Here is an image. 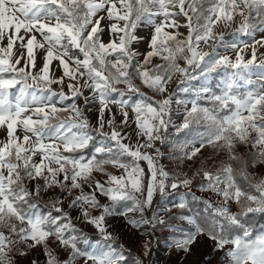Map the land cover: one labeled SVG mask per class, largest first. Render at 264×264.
<instances>
[{
	"label": "snow or ice",
	"instance_id": "6c2138e0",
	"mask_svg": "<svg viewBox=\"0 0 264 264\" xmlns=\"http://www.w3.org/2000/svg\"><path fill=\"white\" fill-rule=\"evenodd\" d=\"M144 28L147 39L138 35ZM258 33L264 0H0V264L37 248L45 264H144L117 244L108 224L116 217L145 237L144 258L157 230L168 229L173 251L190 254L207 237L223 264H264V176L250 172L264 165ZM180 93L194 98L176 129L184 138L174 143L172 103ZM206 148L226 152L230 162L213 171L201 161L191 176L163 163L194 165ZM197 176L198 189L214 199L192 192ZM180 188L187 191L179 202L169 201ZM65 200L96 238L74 223ZM173 208L186 214L164 219Z\"/></svg>",
	"mask_w": 264,
	"mask_h": 264
},
{
	"label": "rangeland",
	"instance_id": "374dc122",
	"mask_svg": "<svg viewBox=\"0 0 264 264\" xmlns=\"http://www.w3.org/2000/svg\"><path fill=\"white\" fill-rule=\"evenodd\" d=\"M234 27V26H233ZM149 29L144 28L138 32V35L141 37H144L145 39L149 36ZM181 31L187 34V29L182 28ZM231 31V29L226 30ZM262 36H264V33H258L256 36V39H260ZM226 39L231 40L230 36L226 35ZM251 43V40L248 41ZM135 47L141 52L144 53L147 51V44L145 42H138ZM205 50H209L205 48ZM260 53H264V48H259ZM224 54V53H222ZM232 58H235L234 53L228 52L226 53ZM251 55L250 50L246 53L245 58H249ZM143 57H141L142 59ZM159 61L154 59V63H158ZM183 63V62H181ZM38 66H39V60H38ZM56 75H60V71L56 72ZM179 80V76H175L173 78L172 83L169 85V92L176 90V83ZM137 84H139V80L136 81ZM215 81H213V84ZM194 87H199V82H193ZM55 88L56 86L53 85ZM120 87H123V85H120ZM142 90L150 95L155 96V93L152 92V90L143 87ZM67 91V89H65ZM87 94V93H86ZM162 97L156 96V99H161ZM194 97L189 93H180L178 94L172 103V113H171V119L173 121V126L169 129V138L175 143L179 140H182L184 138V134L181 135V139H179V134L177 133L176 129L180 127V125L184 122L186 113L188 110L191 109V103L190 101ZM181 101L180 103H177L176 101ZM97 105H92L90 109L87 111V115L90 118V121L92 124L96 123V117H97ZM115 111V109H113ZM119 119V118H118ZM134 127V126H133ZM108 130L107 128L105 129ZM128 131H132V129H128ZM4 133L0 132V137H2ZM133 140H135V136L133 135ZM171 150V146L166 147L163 149L165 153H168ZM238 151L243 154L247 149L244 146H240L238 148ZM201 161H205L204 167L208 170H215L216 168L220 167L221 163H229L227 153L224 151H216L211 148H206L203 150V154L200 155L196 161V164H190L185 163L182 165H179L177 167V164L173 160H169L165 158L163 160V163L165 164L166 168L170 171L179 172V173H187L189 176L193 174L200 165ZM233 163V166L235 167V162ZM147 170V169H146ZM108 171L113 172L115 174H119L121 170L114 169L111 166H108ZM250 172L253 173L254 177L259 178L260 176H264V165H257L254 168L250 169ZM98 179H104L105 177L103 175H97ZM202 182V177L197 176L193 180V184L191 185L192 192L196 196L204 197L206 199H214V196L207 192H201L198 189V185ZM187 190L184 188H180L176 194H173L168 199L169 201H175L179 202L180 199V193H184ZM59 193V189H56L55 192L48 193L43 196L44 203L48 202L50 199H52L56 194ZM71 199V197H69ZM156 200L159 199V196L155 198ZM67 200H65L64 207L65 210L70 211L74 223L77 224L79 228H81L85 233L87 234H97L95 228L91 226L90 224L81 222L80 220H77L76 217L79 215V212L77 210H70L67 208ZM155 206V202H154ZM231 208L233 211L237 210V207L235 204L231 205ZM174 209V208H173ZM171 211L163 212L162 216L164 219H168L169 215L171 214ZM97 214V213H94ZM170 222V221H169ZM172 224L181 225L184 228H188L189 226L185 221H182L180 219H177L174 222H170ZM109 224V230L113 232V234L117 237V244H124V246L127 249H130L132 252L135 253V255H140L142 259H144V264H223L224 256L222 252H217L214 250V242L208 239L207 237H201L199 241L193 246L192 251L190 254H185L183 252L173 251L171 248H169L168 245V238L173 235L171 232H169L168 229H160L157 230L155 233V238L153 240V243L151 244L152 252L150 256L147 258H144L142 256V243L145 239V237L139 232L132 228H130L124 218L116 217L111 218L108 221ZM264 224V223H263ZM20 248H24V245H19ZM52 247H56V245L53 243ZM59 252L60 258L64 259L67 255L66 252L57 249ZM33 259H36L39 261V264H45V256L43 254V250L40 248H37L35 250H30L29 254L27 256H16V264H31V261Z\"/></svg>",
	"mask_w": 264,
	"mask_h": 264
},
{
	"label": "trees",
	"instance_id": "16d2710c",
	"mask_svg": "<svg viewBox=\"0 0 264 264\" xmlns=\"http://www.w3.org/2000/svg\"><path fill=\"white\" fill-rule=\"evenodd\" d=\"M202 103H203V102H202ZM206 106H207V105H206ZM182 134H183V133H179V139H181V135H182ZM244 153H246V151H245ZM244 153H243V154H244ZM188 199L191 200V196H189ZM41 203H44V202L41 201ZM190 206H195V207H198V208H202V207H203L202 204H196V205H190ZM182 212H184V213L186 214V210H179V209L174 208V209H172V212H171V214L169 215V217H171V216H173V215L179 216L180 214H182ZM169 217H168V218H169ZM176 220H177V219H174V220H171L170 222H174V221H176ZM258 220H259V223H260V224H263V223H264V219L258 218ZM88 235L91 236V237H93V238H96L98 234H91V235L88 234ZM131 253H132L133 256H136L134 252L131 251ZM130 264H131V261H130Z\"/></svg>",
	"mask_w": 264,
	"mask_h": 264
},
{
	"label": "bare ground",
	"instance_id": "6f19581e",
	"mask_svg": "<svg viewBox=\"0 0 264 264\" xmlns=\"http://www.w3.org/2000/svg\"><path fill=\"white\" fill-rule=\"evenodd\" d=\"M105 39H107V35H105Z\"/></svg>",
	"mask_w": 264,
	"mask_h": 264
},
{
	"label": "crops",
	"instance_id": "0c3cea01",
	"mask_svg": "<svg viewBox=\"0 0 264 264\" xmlns=\"http://www.w3.org/2000/svg\"><path fill=\"white\" fill-rule=\"evenodd\" d=\"M142 166H144L143 163H142Z\"/></svg>",
	"mask_w": 264,
	"mask_h": 264
}]
</instances>
